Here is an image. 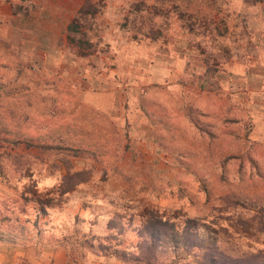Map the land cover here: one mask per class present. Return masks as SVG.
<instances>
[{"label":"rangeland","instance_id":"1","mask_svg":"<svg viewBox=\"0 0 264 264\" xmlns=\"http://www.w3.org/2000/svg\"><path fill=\"white\" fill-rule=\"evenodd\" d=\"M211 244L264 253V0H0V264Z\"/></svg>","mask_w":264,"mask_h":264},{"label":"trees","instance_id":"2","mask_svg":"<svg viewBox=\"0 0 264 264\" xmlns=\"http://www.w3.org/2000/svg\"><path fill=\"white\" fill-rule=\"evenodd\" d=\"M255 213H261L262 209L254 210ZM211 244L204 253L203 264H264V253L242 254L240 256H231L223 251H219L216 246ZM217 251V253L213 252Z\"/></svg>","mask_w":264,"mask_h":264}]
</instances>
